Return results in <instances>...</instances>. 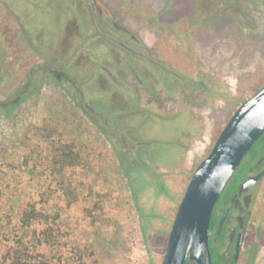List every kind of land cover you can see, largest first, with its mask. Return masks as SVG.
I'll return each instance as SVG.
<instances>
[{
  "label": "flooded vegetation",
  "instance_id": "flooded-vegetation-1",
  "mask_svg": "<svg viewBox=\"0 0 264 264\" xmlns=\"http://www.w3.org/2000/svg\"><path fill=\"white\" fill-rule=\"evenodd\" d=\"M13 1L0 0V122L54 81L110 144L142 224H170L168 239L196 168L247 100L232 93L264 77V0H58L51 34ZM209 248L213 264H264V134L218 198Z\"/></svg>",
  "mask_w": 264,
  "mask_h": 264
},
{
  "label": "rangeland",
  "instance_id": "rangeland-1",
  "mask_svg": "<svg viewBox=\"0 0 264 264\" xmlns=\"http://www.w3.org/2000/svg\"><path fill=\"white\" fill-rule=\"evenodd\" d=\"M57 1L20 0L16 6L22 12L32 7L37 11L36 20L40 24L44 23L43 30L49 29L51 34L56 29L53 28L55 19L60 17V9L55 6ZM258 27L264 28V25ZM245 58L251 63V67L258 66V61L250 55ZM259 59L264 64V57ZM240 68L241 66H234L237 71ZM227 81L230 87L237 86L236 78L228 76ZM263 85L264 77L259 76L237 88L232 97L248 99ZM63 91L51 80L25 99L21 103V109L10 119L0 122V187L3 192L0 201V255L6 246L23 237L34 252L35 258L30 264H161L165 245L163 246L162 240L152 239L151 243H155L154 251L157 253L153 260L142 234V219L134 204V197L110 144L93 125H90L85 139L76 137V134L79 136L76 126L80 119L63 105H70L80 112L87 125L89 121L85 111L77 107L78 100ZM234 106L236 109L237 106ZM35 107L46 110L51 107L55 110L53 128L51 124L44 122L42 124L49 127L37 129L36 123H40L41 115L44 117L50 114H36ZM50 120L52 119L48 117V122ZM8 126L13 128L12 133H9ZM210 130L211 126L208 134ZM136 134H157V137L162 138L163 134L168 136L169 132L166 127H140ZM70 142L75 144L76 151L84 159L83 163L74 167L52 164L48 168L36 167L40 159L53 155L51 151L55 147ZM41 176H44L46 183L45 191L36 187ZM25 187L36 189L27 200L37 202L35 198H41L42 193L48 198V202L53 199L54 203L47 204L46 207L38 206V209L57 216L56 220L50 221L55 229L57 245H48L42 240L40 242L34 236L33 230L39 232L43 225L33 224L30 229L21 228L18 212L25 201L18 204V189ZM10 189L17 190L13 193L16 202L12 206L9 205ZM49 191L53 192L50 196ZM73 196L76 200L69 206L68 202ZM145 198L148 201L153 199L150 194ZM52 204L55 206H51ZM106 244L111 248L108 253L102 250Z\"/></svg>",
  "mask_w": 264,
  "mask_h": 264
},
{
  "label": "water",
  "instance_id": "water-1",
  "mask_svg": "<svg viewBox=\"0 0 264 264\" xmlns=\"http://www.w3.org/2000/svg\"><path fill=\"white\" fill-rule=\"evenodd\" d=\"M264 134V87L242 103L196 168L180 201L161 264H213L210 222L218 198Z\"/></svg>",
  "mask_w": 264,
  "mask_h": 264
},
{
  "label": "trees",
  "instance_id": "trees-1",
  "mask_svg": "<svg viewBox=\"0 0 264 264\" xmlns=\"http://www.w3.org/2000/svg\"><path fill=\"white\" fill-rule=\"evenodd\" d=\"M52 153L53 158L50 162V164L52 165L76 166L82 163V158L76 151L75 145L73 143H66L55 147ZM50 194H52V192L49 191V196ZM2 196L3 192L0 187V201ZM75 200L76 197L73 196V198L69 200L68 205L71 206ZM40 201L43 203L48 201V198L45 197L44 193H42ZM56 217L57 216H51V214L46 211L39 210L37 208V203L31 200H26L18 212V218L21 228L30 229L33 224L43 225V228L39 230V232H37V230H33V234L34 236L36 235V237H38L40 242L42 240L45 241L48 245L52 246L57 245V240L55 236V229L53 228L50 221L56 220ZM165 228L167 227L164 221L151 222L147 223V225L142 224V234L145 238L146 244H148V249L152 255V259L157 253L154 251V249L156 248L153 244L155 243H151V241L152 239L162 240L163 246L166 245L167 233L170 229V224L167 230ZM110 243L115 244V242ZM109 246V244H106V246L104 245V247H102V250L108 253L111 249ZM34 258V252L31 251V249L28 247L24 238L20 237L16 239L13 244L8 245L3 249L2 254L0 255V264H30ZM188 264H194V262H189Z\"/></svg>",
  "mask_w": 264,
  "mask_h": 264
},
{
  "label": "crops",
  "instance_id": "crops-1",
  "mask_svg": "<svg viewBox=\"0 0 264 264\" xmlns=\"http://www.w3.org/2000/svg\"><path fill=\"white\" fill-rule=\"evenodd\" d=\"M54 101V100H53ZM55 102V101H54ZM57 102V101H56ZM58 103V102H57ZM63 106H65L66 107V109L67 110H69L70 112H74V113H76V115H78V119H80V122H78V126H76L77 127V130H76V132L77 133H79V136L76 134V137H78V139H79V137H81L82 139H85L86 138V136H87V132L89 131V127H90V123H88V125L85 123V119H84V117L82 116V114L80 113V112H77V110H75L72 106H70V105H63ZM44 109H45V111H44ZM30 111H32L33 112V110H30ZM28 112V111H27ZM34 112L36 113V114H45V113H48L49 112V114L50 115H48V116H42L41 115V117H42V119H40V123H36V126H37V129H41V130H43V129H45V128H47V127H49V126H46L45 124H42V123H47L48 125H50L51 124V126H52V128H53V126H54V120H53V116L55 115V110L53 109V108H49V109H47L46 110V108H40V107H35L34 108ZM33 112V113H34ZM34 113V114H35ZM80 113V114H79ZM52 115V116H51ZM48 117H50L52 120H50V122H48ZM14 120V119H13ZM12 121V120H11ZM14 121H12V123H13ZM42 124V126H39V125H41ZM43 125H45V126H43ZM8 128H9V133H12L14 130H13V128H11L10 126H8ZM70 143H73V142H70ZM74 144V143H73ZM75 145V144H74ZM51 153H52V151H51ZM79 153V152H78ZM80 154V153H79ZM80 156H81V154H80ZM42 157V156H41ZM52 158H53V155L51 156V157H45V158H43V160H41L40 159V162L38 163V164H36V167H44V168H48V166H50L49 164H50V162H51V160H52ZM81 158H82V156H81ZM47 159H48V161H47ZM83 161H84V159L82 158V163H83ZM72 167H74V166H72ZM42 175V174H41ZM38 184H36V187L38 186V188H40V190L41 191H45L44 190V187H45V181H44V176H41L40 177V180H38V182H37ZM45 183V184H44ZM52 189H54L53 188V185H52ZM36 190V189H35ZM33 188H30V187H28V188H24V189H18V192L20 193V197H18V200H17V202H18V204L19 203H23L24 201H26L27 199H29V196H30V194L31 193H34V191H35ZM10 192H11V194L9 195L10 196V202H9V205L10 206H12V204L14 203V202H16L15 201V196H13L14 194V192H16L17 190H12V189H10L9 190ZM6 192H8V190L6 191ZM39 192V191H38ZM80 192V191H79ZM53 193V192H52ZM25 196V197H23V196ZM54 196V195H53ZM50 198V197H49ZM53 198V197H52ZM35 200L37 201L36 203H37V208H38V206L39 207H46V206H48V205H50L51 203H54V201H53V199H49L50 201L48 202H45V203H43V202H41L40 201V198H38V199H36L35 198ZM48 204V205H47ZM74 204V203H73ZM72 204V205H73ZM71 205V206H72ZM51 206H55V204L53 205H51Z\"/></svg>",
  "mask_w": 264,
  "mask_h": 264
}]
</instances>
